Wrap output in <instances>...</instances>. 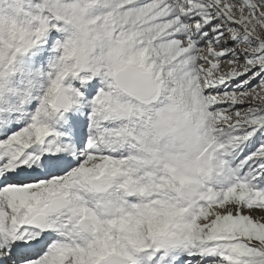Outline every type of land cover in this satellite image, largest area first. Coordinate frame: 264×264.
<instances>
[{
    "label": "snow or ice",
    "instance_id": "snow-or-ice-1",
    "mask_svg": "<svg viewBox=\"0 0 264 264\" xmlns=\"http://www.w3.org/2000/svg\"><path fill=\"white\" fill-rule=\"evenodd\" d=\"M0 264H264V0H0Z\"/></svg>",
    "mask_w": 264,
    "mask_h": 264
}]
</instances>
